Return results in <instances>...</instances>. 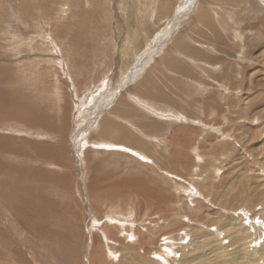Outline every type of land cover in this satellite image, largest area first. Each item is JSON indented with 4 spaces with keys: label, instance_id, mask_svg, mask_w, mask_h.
Wrapping results in <instances>:
<instances>
[{
    "label": "rangeland",
    "instance_id": "1",
    "mask_svg": "<svg viewBox=\"0 0 264 264\" xmlns=\"http://www.w3.org/2000/svg\"><path fill=\"white\" fill-rule=\"evenodd\" d=\"M91 262L264 264V0H0V264Z\"/></svg>",
    "mask_w": 264,
    "mask_h": 264
},
{
    "label": "bare ground",
    "instance_id": "2",
    "mask_svg": "<svg viewBox=\"0 0 264 264\" xmlns=\"http://www.w3.org/2000/svg\"><path fill=\"white\" fill-rule=\"evenodd\" d=\"M172 90V89H171ZM11 99V101H16L15 99H12V98H10ZM15 103V102H14ZM22 106V105H21ZM20 107V106H19ZM22 107H24V108H26V106H22ZM126 113V112H125ZM129 116V115H128ZM106 125V126H105ZM101 130H103V134L104 135H110L111 133V135L109 136V138H111V137H113L114 135H115V133H117L119 136H123L122 137V139L124 140L125 138H127V139H130V137L129 136H127L128 134H126V132L124 133V132H122L116 125H114L113 123H111V121L109 120V121H106L104 124H103V129L101 128ZM50 148V147H49ZM52 148V147H51ZM55 150H57V149H53L52 151V154L53 153H55ZM61 150V149H60ZM58 151H59V149H58ZM66 151V150H65ZM61 152V151H60ZM62 152H64L63 150H62ZM50 153V152H49ZM65 153V152H64ZM68 153V152H67ZM69 154V153H68ZM55 156V155H54ZM141 156V155H140ZM66 158V157H65ZM63 160V159H62ZM57 161V160H56ZM63 161H65V159L63 160ZM58 162V161H57ZM66 162V161H65ZM64 162V163H65ZM68 162H69V160H68ZM58 163H60V162H58ZM67 167V166H66ZM64 179V178H63ZM67 181V180H66ZM8 182V181H7ZM138 183V182H137ZM135 184V183H134ZM133 185V184H132ZM137 184H135L134 186H136ZM139 185V184H138ZM137 185V187L139 188V187H141L140 185L138 186ZM141 189V188H140ZM143 190H147V189H144L143 188ZM22 193V192H21ZM27 193H29V192H26V193H24V195H22V196H19V197H17V195L15 196V198L14 199H16V201H19V204L18 205H20V206H22V205H25V210H27V209H31V208H33L34 209V204H35V200H36V198L35 197H33V196H31V193L28 195ZM137 193V192H136ZM141 193V192H140ZM146 193H149V191L147 192L146 191ZM8 194H9V192H8ZM144 194H145V192H144ZM10 195V194H9ZM41 204V203H40ZM43 205V204H42ZM46 205H44L43 206V208H41V209H43L40 213H38V214H40V216H43V217H45V218H47L48 217V215H49V213L50 212H47L49 209H48V207H45ZM32 210V209H31ZM38 218V217H37ZM117 220V219H116ZM118 222V221H117ZM118 223H120V222H118ZM124 223V222H123ZM125 225V224H124ZM238 225V224H237ZM43 228V227H42ZM127 231V230H126ZM125 231V232H126ZM247 231V230H246ZM123 232V231H122ZM129 233V232H128ZM245 233V232H244ZM128 236V235H127ZM129 237H132V235L131 236H129ZM131 239V238H130ZM59 252V251H58ZM188 254V253H187ZM59 255V254H58ZM63 255V254H62ZM68 258V257H67ZM69 259V258H68ZM183 260H184V258H183ZM70 262H71V260H70ZM92 263V262H91ZM92 264H94V263H92Z\"/></svg>",
    "mask_w": 264,
    "mask_h": 264
},
{
    "label": "crops",
    "instance_id": "3",
    "mask_svg": "<svg viewBox=\"0 0 264 264\" xmlns=\"http://www.w3.org/2000/svg\"><path fill=\"white\" fill-rule=\"evenodd\" d=\"M188 52V51H187ZM174 64V63H173ZM175 65V64H174ZM176 65H177V63H176Z\"/></svg>",
    "mask_w": 264,
    "mask_h": 264
}]
</instances>
